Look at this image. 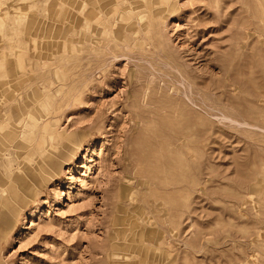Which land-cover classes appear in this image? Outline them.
<instances>
[{
  "label": "rangeland",
  "instance_id": "obj_1",
  "mask_svg": "<svg viewBox=\"0 0 264 264\" xmlns=\"http://www.w3.org/2000/svg\"><path fill=\"white\" fill-rule=\"evenodd\" d=\"M0 264H264V0H0Z\"/></svg>",
  "mask_w": 264,
  "mask_h": 264
},
{
  "label": "bare ground",
  "instance_id": "obj_2",
  "mask_svg": "<svg viewBox=\"0 0 264 264\" xmlns=\"http://www.w3.org/2000/svg\"><path fill=\"white\" fill-rule=\"evenodd\" d=\"M230 84H231V83H230ZM228 85H229V84H228ZM233 85H234V84H233ZM218 86H219V85H218ZM226 86H227V85H226ZM215 89H216V87H215ZM218 89H219V87H218ZM218 89H217V90H218ZM225 89H226V88H225ZM180 97H181V96H180ZM180 97H179V98H180ZM181 100H184V99H181ZM182 102H183V101H182ZM185 102H186V101H185ZM238 105H239V104H238ZM247 109H248V108H247Z\"/></svg>",
  "mask_w": 264,
  "mask_h": 264
}]
</instances>
